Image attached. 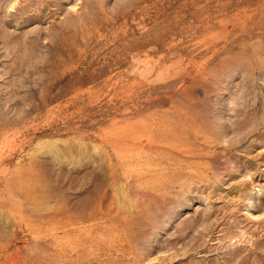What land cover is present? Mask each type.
I'll return each mask as SVG.
<instances>
[{
  "label": "rangeland",
  "instance_id": "obj_1",
  "mask_svg": "<svg viewBox=\"0 0 264 264\" xmlns=\"http://www.w3.org/2000/svg\"><path fill=\"white\" fill-rule=\"evenodd\" d=\"M0 264H264V0H0Z\"/></svg>",
  "mask_w": 264,
  "mask_h": 264
}]
</instances>
